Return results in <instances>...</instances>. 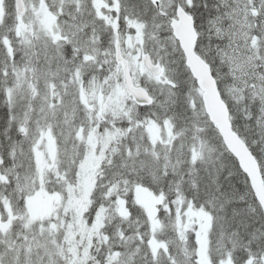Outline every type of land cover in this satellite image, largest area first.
<instances>
[{
	"label": "snow or ice",
	"instance_id": "snow-or-ice-1",
	"mask_svg": "<svg viewBox=\"0 0 264 264\" xmlns=\"http://www.w3.org/2000/svg\"><path fill=\"white\" fill-rule=\"evenodd\" d=\"M0 264H264V0H0Z\"/></svg>",
	"mask_w": 264,
	"mask_h": 264
}]
</instances>
